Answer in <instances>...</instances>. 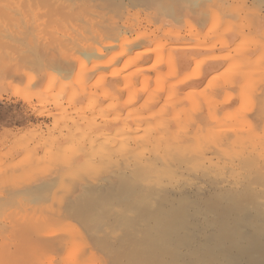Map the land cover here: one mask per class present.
I'll return each instance as SVG.
<instances>
[{"label":"rangeland","instance_id":"obj_1","mask_svg":"<svg viewBox=\"0 0 264 264\" xmlns=\"http://www.w3.org/2000/svg\"><path fill=\"white\" fill-rule=\"evenodd\" d=\"M54 1L55 0H49L48 2H47V0L46 1L45 0H43V1L42 0H0V175L6 176V177L9 175L16 176V179L13 180V183H11V184L9 183V185L5 184V186H4L3 183H0V193H2L3 195H5V197H7L6 202L8 204V207L6 205V208H4L5 212L10 213V214H14V217L16 216L17 218H21V216L25 212H28L30 208L32 209L31 205H34V206H35V204L38 205L39 203L37 204V202H40L43 199L38 197V195H37L38 198H36L35 193H34L35 197L34 196L32 197L33 194L31 192L27 191L28 185H30V186L34 185L35 186V184H39V183L44 182L49 177L55 175V172H57L62 167H65V166L67 168L69 167V168H71L70 171H72V170L83 171V172H80V174L78 175V178L80 176H81V178L83 176H86L89 178L90 177H96L98 179H100V178L102 179V178H108V177L112 176V174H115V172H117V167L119 166V164H122L121 162H122L123 157L124 158L128 157L127 156L128 154H131V156H134V155L137 156L138 155V152H139V151L137 152L138 147L140 149L142 146H136V145H139L140 143L135 144L137 142L134 141V143H133V141H131L132 140L131 138H133V136H134V138L138 137V136L135 137V133H136V135L141 133L142 135H139V137L146 135L143 138H147L148 132L146 130H148V127L149 128L153 127L152 131H153V129L156 131V129L160 128L161 123L166 124L167 122H169V123H167L168 124L167 125L168 126V129H167L168 133L163 132L164 128H166L167 126L163 128V131L160 130V132L163 133L164 136L166 137L165 139H168V141H166L164 138H162L160 141L159 137L156 136L157 131H156V133H154V131L152 132V136L154 134V136L156 138H158L157 140L154 141L153 139L155 137H152L151 135H149L150 134L149 133L148 134L149 136L145 141L146 142H152L151 145L149 143H147L149 146L148 149L150 148V150H152V153H153V150L155 149L154 153L155 152L157 153V151H159L160 154H164L167 156L170 155L171 157H173V156H175L174 155L175 151H179V152H176L177 155H178V153L180 154L178 156L176 155V159H178V160L181 159V157H180L181 154L187 153L189 151V154L187 153V154L182 155V156L185 155L184 159L187 157L186 160L182 159L183 161H185L184 163L186 166L185 171H184L185 176H187L186 177L187 180L191 179L189 181H195V183L200 182V185H205L207 187L206 189H208V190L204 191L202 194L195 195V196H199L200 198L201 197L202 198H204V197L208 198V196L211 193L214 194V192H215L214 190H216L215 187H217L219 185H224V184H226L228 186V183H231L232 181H233L232 182L233 184H236V182L238 181L237 183H239L241 187H244V189H245L244 183H246V184L251 183L253 185V187H250V185L247 184L251 189L247 186L248 188L246 187L247 189L244 193L243 188H242L243 195H242V193H239V195H240V197H242L248 193L247 197H245V196H244V198L242 197L243 202H245L247 205H250L253 203L252 205H250L251 206L250 209L252 211L259 209L258 211L260 213H263L264 212V208H263L264 206L262 207V205L260 204L261 200L259 199L260 197L264 196V188H263L264 187V181L262 180L263 178H262V175L260 174L262 169H259L260 173L257 172L258 171L257 170L256 171L257 173L255 172L256 173L255 176L253 175L254 170L252 168L247 169V171L248 172L250 171L249 173L252 175L245 172V170L243 171L242 169L245 167H243L242 169L240 168L241 172H238V171L235 172L234 170H233V172H231L230 170H227V169L223 172L222 168L224 166H226V162L224 165V161L225 160L227 161L228 158H230V159L233 158V156L231 155L232 153L230 154L232 157H230V155H228L227 156L228 158L226 157L227 159L224 156H223L224 159H222V156H219L221 154H219L218 155L219 157L217 156L218 160L221 157V160L223 162L218 161V164H217L218 166L216 165L217 158L214 157L212 161L215 162V165H216L215 168L216 169L213 166L214 162L211 163L212 164V167H211L210 163L208 162L210 160L205 161V163H204L203 161L205 159H203L202 157H201V159L203 161L199 158L202 161V163H200V160L198 159V157H200L199 153H197L195 151V149H193L191 144L186 143L185 139L187 137L186 138L183 137V134H184V129H186L187 135L190 133L189 131H193L190 133L191 136L195 135L192 138H195V137L199 138L200 135L203 136V134H204L203 129H205L207 131V134H209V132H213L215 134V135L213 134L214 136L213 135L211 136V139L213 140L214 143L217 144L219 142L218 145H220V142L224 141V144H225V142H227V140H226V138L223 139L224 138L223 136L225 135L224 130H228V129L230 130L232 127H234L233 124H231V123H234L236 120H237L236 122H238V123H234V124H240L243 122L246 123L247 121H245V120L247 119V116H248V118L250 117V119L253 122V125H252V122L250 124V126L252 125L253 129L250 126L248 127L246 124H245L244 128L247 127L246 130L250 128L254 133L258 129L257 130L258 135H257V131L255 133L257 136L255 135V137H254V135H252L253 134L252 131H250V133H249V131L246 132V134L249 133V135H246L245 133H244V135L243 134H241V135H243L244 137L248 136V138H245V140L251 138V139H253L251 141L252 142L254 141L253 143H257V144L264 139L263 121L262 120L258 121V118H256L257 120L255 119L256 121H253L254 120L253 117L256 116L255 113L257 112L256 108H258L257 104L259 105V108L264 106V103H263L264 100L260 102V100H262V98H259L260 100L257 101L258 96H260V94H259L260 91L262 92V90H263L262 88L260 91H259V89H257L259 91L258 96H256V97L252 96L253 99H255L257 102H260V103H256L253 101V103H256L255 105L253 103H251L250 100L252 98L250 96L247 95V97H246V93H242L240 95L239 93H241V92H239V90L237 92L236 91L237 88H234L232 91H230V93H225L224 91L220 93L221 96H222V94L223 95L231 94L228 97L224 96L226 99L223 97H222V99H220L221 97L217 98V96L219 95L218 93H216L217 94L216 98L213 96L211 97V95H216V94H209L211 99L214 98L211 101H213V102L215 101L216 103L220 102V104H216L214 102L215 104L213 103V106H212V105L208 104L211 102L210 100H208V98L207 99H204L205 97L201 98V96H200L202 94L201 88H203V86L205 87L206 85H201L200 84L201 82H199V80H197V79H200V77L203 75V73H205L204 70H206V68L208 70L210 69V72L208 73V74H210L209 76H211V78H216L218 81L220 80V78L225 79L226 77H228L229 73H227V71L230 72L229 76H233L234 75L233 73L235 72L236 74L234 76H236L239 79L241 78L242 75H244L241 73V72H243L244 68L243 69L240 68V69H242V71L238 70L239 72L237 70L236 71L233 70V67L236 66L235 64H237L238 67L236 66L234 68L242 67L243 62L248 57H250L252 53L255 54L256 50H264V44H263L264 43V33L262 34L261 30L258 29L259 34L258 33L256 35L252 34V36H253L252 37L250 32L248 31L249 25L253 24V22H251L252 19L254 22L260 18L264 19V1H263V3L261 2L260 4H258V2H260L261 0L260 1L259 0H257V1L256 0H246V1L243 0L247 4H242V2H243L242 0H238V1L234 0L233 2H232V0H228V1L225 0L224 6L222 5L223 4L222 2L220 3L221 5L219 4V7L223 6L222 8H224L225 6H227L226 4H228V7H229L230 6L229 3H231V4L233 3V5L236 4L235 6L238 9V11L240 9L241 13H236V12L233 13L235 11L233 9L234 6L233 7L230 6L234 11L231 12V15H229V16H228V14H230L229 10H232V9L231 8L228 9V7H225L227 9H224V12L227 13V14L224 13V17H225V15H227L228 19L230 17L231 20H233V23H235V28L233 27L234 24L232 25L231 23L228 22L230 19L229 20L226 19V20H228L227 22L229 23V24L227 23L228 26H227V24H225L226 26L224 24H222L224 21H222V23L218 22L219 24H221V27L225 26L224 30H227L228 27H229V30H233V31L235 30L234 31V32H236V33H234V34H236L235 37H234V34L232 33L233 31L228 30V32L227 31L225 32L223 29H219V27H218L219 25L215 26L218 23L217 24L215 23V25H213L214 24L213 22H211L210 24L208 23L212 19L210 17H214L213 16L214 14L212 13V16H210L211 15L210 13L216 7H211L212 9L211 8L207 9V7L215 6L216 3L213 4L212 1L215 2L216 0H210L211 1V2L209 1L210 2L209 4H211L210 6H209V4L208 5L206 4L207 6H205L204 5L205 3H204L203 4L204 6L202 5L200 7H199V4L198 5H197V3L195 4V0L194 1L192 0L193 2H191V0H190L191 5L193 4L194 9L193 8L190 9V6H189L190 3L188 0L189 5L188 4L187 5L189 7L185 5L186 9L184 8V10H183V7H181L177 4H179V2H181L180 4L185 3L186 0H184V1L183 0H179V1L175 0L176 1L175 4H174V2L172 3L171 0L170 1L167 0V2L165 0H160L163 3V5H160L162 3H159L158 2L159 0L158 1L157 0H151V1L147 0L148 2L146 0L145 1L144 0H141V1L140 0H81V1L80 0H74L75 3L73 2V4H74L75 8L70 9L69 7H63L64 11H62L61 8L58 9L56 5L60 4L61 2H66V1L56 0L57 4ZM71 1H73V0H70L69 2L67 1V3L70 4ZM229 1H231V2H229ZM164 2L170 4V5L167 4V6L169 5L168 6L169 10H168L167 6L164 4ZM29 3H31L32 6ZM152 4L154 6H152ZM261 4H263V5L261 6ZM20 5H22V6H20ZM172 5H173L174 10L176 9L177 10L176 12L179 13L178 14L179 16L177 15V13L173 12L174 11L173 9H171ZM196 5H197V9L195 8ZM18 6H20V7L17 8ZM29 6L31 8H29ZM161 6L162 7L166 6L167 9L164 8V10L166 9L164 11L161 8ZM21 7H23V8H21ZM48 7H50V9H48ZM92 7H94V9L96 8V10L91 9ZM247 7H249L250 10ZM256 7H257V9H256ZM65 8H67V9L69 8V13L67 12L68 10L65 11ZM83 8H85V9H83ZM87 8H89L90 10H87ZM187 8H189L192 11H190ZM199 8H200V10H199ZM201 8H204V9H201ZM98 9H99V11H98ZM216 9H218V3H217ZM59 10H61V11H59ZM171 10H173V11L170 12ZM181 10L184 11L185 16H184V14L182 15L183 12ZM186 10H188V11H186ZM203 10L205 12H208V10L210 11V13L208 14L209 17L207 16L206 13H205L206 15L201 16V14H203V12H202ZM222 10H221V12H222ZM241 10H244V12ZM95 11H97V12H95ZM103 11L107 12L108 14L103 13ZM166 11L170 12V13H168V14H170V16L166 13ZM196 11L197 12L201 11L199 13V15L201 16L200 19H202V21H203V16H204V19H206L207 22L205 20L203 21V23H202V21H199V17H198V14H196ZM218 11H219V9H218ZM255 11H256V13H255ZM128 12H130V13L132 12V14H130ZM164 12L169 16V17H167V19H169L167 21L169 22V24H171V26L168 23L167 24L169 25V27H172L173 29L172 28L169 29L167 26H166L167 28L164 26V25H167L164 23V22H166V20H164L166 18ZM190 12L192 14L189 15ZM213 12L215 13V11H213ZM98 13H100V14H98ZM102 13L104 14V16H102ZM162 13L164 14L165 18L163 16L157 17L158 14H159V16L163 15ZM180 13H181V15H180ZM216 13H218V12H216ZM89 14L90 15L93 14V15L90 16ZM136 14L139 15L138 18H137ZM174 14H176V15H174ZM221 14H223V13H221ZM97 15L102 16L101 18L103 20L106 18V16L109 15L106 19L107 21L106 20H104V21L100 20L101 21L100 24H102L101 25L102 27L99 26L100 25L99 23L94 22V21L97 22L100 19L99 16H97ZM250 15H252V16H250ZM94 16H95V19H94ZM205 16L210 18V20L205 18ZM217 16L214 17V22H216L215 20H216ZM220 16L221 15H219V17ZM246 16L248 17V21L246 19L247 18ZM154 17L156 20H157V18L160 19V21L164 18L163 19L164 22L162 20V22L164 23L163 27H165V31H168L166 29H169L170 30L169 32L171 33V35L175 36L174 30H176V28H178L179 29L178 31H180V29L182 30L179 32L180 35L182 34L187 39L192 38V42L190 41L191 39L190 40L185 39L186 40L185 41L184 39H182V36H175V37H171L173 39H170V38H168V36L170 35V34H167L168 32H166V34L164 35L165 37H163L162 32H163L164 28L161 27L162 25H160L159 20L156 21L155 19H153ZM185 17L186 18L189 17L187 19H189V21L192 20L191 22H193V23L188 22L187 20L184 22L185 19H182V18H185ZM190 17H191V19H190ZM224 17H223V19H224ZM220 18L222 19V17H220ZM82 19L85 21V22L83 21L84 23L81 22ZM92 19L94 20L93 22L91 21ZM174 19H175V21H174ZM181 20H182V22H181ZM86 21L93 23L92 27L96 28V30L92 29V30H94V33H93V31H91L92 27L90 28L91 23L88 24V23H86ZM129 21L132 24H130ZM138 21H139V23H138ZM211 21H213V19ZM162 22H161V24H163ZM197 22H199V23H197ZM82 23L83 24L86 23L88 26L89 25L90 26L87 27L86 24L83 25ZM190 23L193 26V32L201 29L200 31L204 30V32H206V34H203V35H207L208 33H210L207 35V38H205V37H202L203 35L200 36V34H202L204 32L200 33V31H199L200 34H198V32H194L195 33L194 39L197 37L198 40L200 39L202 41L205 38L206 40L203 41L205 43L204 44L205 46H206V43L208 46L213 45L215 43L216 45L215 44L214 45L217 48H215V49L211 48L210 49L208 47L210 49L209 50L208 48H206L207 46L206 47L201 46V45H203V42H202V44L198 43L197 44L198 46L194 45L193 37H191V36H193V34L192 33H191L192 35L187 34V33H189L188 29L190 28L189 27ZM194 23H196V24H194ZM239 23H241L243 26L245 25L247 28H245V27L242 28L243 26L240 25ZM97 24L99 27L97 26ZM116 24H118L117 27H116ZM122 24H123V26H122ZM154 24H156V25H154ZM188 24H189V26H188ZM208 24L212 25V27H214V28L212 29V27L208 26ZM237 24H239V27H237ZM95 25L97 27H95ZM105 25L107 27H104ZM114 25H115V29H114ZM128 25H130L129 27H131V28L135 25L133 27L134 29L127 27ZM192 26H191V28H192ZM194 26H198V27H196L197 29L194 28ZM118 27H120V28L118 29ZM148 27H149V29H148ZM159 27H161V28H159ZM209 27L211 28L212 31L215 28L217 29V27H218L219 32L217 31L215 33L216 39L214 37V41H212V39H211V38H213V36H211V34L214 35V33H211V31L209 30L210 29ZM240 27L242 28L243 31L244 30H246V31L242 32ZM126 28H128V29H126ZM158 28H159V30H158ZM237 28H239L241 30L242 33L241 32L240 33L242 35H243V33H245L244 34L245 36H243V39H244V37H247L246 33L247 34L249 33L250 36L252 37V39L255 37L254 38L255 41H251V38L249 40H247V42L245 41L246 39L243 40L242 36H240V33H239V35H237L238 34ZM155 29L158 31H156ZM185 29H187V30L185 31ZM216 29L214 31H216ZM146 30H147V33H145V34L150 33V34H148L149 39L148 38L145 39L146 38V35H145V38H141V40H140L139 37L142 36V35H140L141 34L140 32L146 31ZM113 32H116V33L114 34ZM190 32H192V29L190 30ZM112 33H113V35L117 34V36H119V37L115 39V36L113 37V35H111ZM142 33H144V32H142ZM176 33H177V31H176ZM122 34H123L124 40L122 38ZM197 34L199 36L195 37V35H197ZM92 35L93 36L96 35L97 37L95 36V38H94ZM137 35L139 37H136ZM209 35H210V37L208 38ZM102 36H104V37H102ZM166 36H167V38H166ZM105 37H106V39H105ZM151 37H153V38H151ZM157 37H158V39H160L159 37H161L163 42L164 41H170L171 42L174 40L172 44H170V42H169V44H170L169 48L172 47V50H173L174 46L176 47V45H177V44H175L176 42L178 43L177 47L178 46L182 47L181 44H184L183 47L185 45L188 46V43H189V46L191 47L190 49H192L193 52H190L188 49L189 47L187 48L186 46H185L186 48H184V49L185 50L187 49L189 52L186 53V52H184L185 50L183 49L182 52L184 53V56L181 55V58L186 59V61H188L185 64V68H183L184 66L182 65L184 63V60L182 61L183 63H181L180 57L178 56V51L181 52L180 48H179V50H177V48L174 49L175 50V51L173 50L174 54H171V52H172L171 49H170L171 52H169V50H168L169 48H167L168 51L167 50L165 51V58H164L165 61H163L164 62L163 65L160 66V68H162V69L156 70V69L150 68L151 66L155 65L154 64L155 55H152V57L149 59L148 62H146V63H145V61H144V63L142 62L144 64V67H148V69H149V70L145 71V75L147 77L145 80L147 81V84L150 81H151L150 83H152V84L149 83L148 87H151V89H153L152 85H154V84L156 85L159 83L162 86L161 87L162 89L166 88L167 90H170L169 89L170 85L171 86L174 85V88L177 85H178V88L181 87L179 90L176 87L177 89L175 90V91H178L177 97L178 96H180V97H178L177 99H179L180 101L179 100L177 101V99L175 98L176 96L175 97L173 96L176 99V100L173 99L174 102L175 101L178 103L182 102L180 98L183 97L182 95H184L186 97V100L183 101L182 103H184L190 99H193L194 101H197L200 104H202L199 111H198V109L194 110V112L192 111L194 114L195 113L199 114V116H202L204 118V120H205L204 123H207V124L203 123L202 127H200L201 125H198L193 130H192V128L190 129L187 126V124H186V127H183V125H185L184 124L185 120H183L185 117L184 114H189L190 112L188 113V111H187L186 113H182V114L177 113L178 115H181V116H177L176 114H172L173 113V109L171 108L172 104H170V107L168 105H166L170 114H169V112L166 114L161 113V116L157 115L158 113L155 110L157 109V111H159V112H160V109L165 110V109H162V105H160L161 107L155 105V106H157V108H153L155 103L153 101H152L153 104H151V102L150 103L148 102V104H151V106L150 105L149 106L153 108L152 111H154V112L152 114V111H151V109L147 103H144L147 105L142 106V104H143L142 102L145 100V98H141L140 99L141 102L139 100L136 101V99H135L134 104H137L138 102H140L141 104L140 103H138L137 105L132 104L133 106L138 107V108H135V109H137V111H138V109H141V107H142V110L141 111L139 110V111L144 113L143 115H139L140 113L135 114L134 112L133 113L130 112L131 115H130V113L127 114V112H129V109L131 106L129 107V109H124V108L122 109V107H123L122 103L123 102H127V101L134 99V97L132 99V96H133L132 93H131V95H129L131 90L129 91L127 89H122V88L124 85L123 82L125 80V76H124L125 72L127 74V71H128V74H129L130 71L133 70L132 68H135V65H136L135 58H136V55H138V53H139V52L136 53L135 51L140 50V52H141V50L143 51V50L150 49V48L154 47L153 41H155L154 39H157ZM223 37L225 39L229 40V42L225 43V39H223ZM233 38L235 39V41ZM121 39L123 41H121ZM142 39H144V40H142ZM178 39H179V41H178ZM231 39H233V42ZM241 39L246 44L243 43V41ZM108 40H111V41H108ZM112 40L114 41V43L112 42ZM129 40H131V42L133 44L131 42H128ZM137 40H140V41H138L139 43L137 42ZM223 40H224L225 46H227L229 44L227 47L230 46L228 48L230 50H228L226 48V49H223L224 51H222L221 48H224ZM143 41H145L147 43L145 44V42H143ZM182 41L186 42L187 44L182 42ZM195 41H196V39H195ZM240 41H242V42L240 43ZM256 41H257V44H256ZM110 42L113 44V46H111V47L109 46V44L111 45ZM136 42H137V44L135 45L134 43H136ZM231 42H232V44H231ZM234 42H236V43H234ZM237 42L240 43V45L242 44V46L238 45ZM250 42H252V43H250ZM148 43L150 45H148ZM131 44H132V46H131ZM243 44H244V46L245 45L246 46L244 47ZM248 44H251V45L249 46ZM134 45L136 47V50H135ZM171 45H173V46H171ZM234 45L235 46L238 45L237 48ZM107 46H108V49H107ZM127 46H129L128 48H131V49H133V47H134L133 50L135 52V55H134L133 50L128 49ZM199 46L204 47V49H202V48L200 49ZM247 46H248V48H251L252 51H250L247 48L249 51L245 54L244 51L246 49H243V48H246ZM98 47H100V48L102 47L101 49L103 51L100 52L99 51L100 49ZM193 47H195V49ZM198 47L201 50V52L207 51L208 53L207 52L206 53L208 54L207 55L208 57L206 55L203 56L202 54H204V52L200 53L199 50H198L199 54H197V52L195 53L194 50H196ZM138 48H140V49H138ZM205 48H206V50H205ZM231 48H233V50H231ZM253 48L255 49L254 52H253ZM237 50H240L243 52L239 53V51H237ZM189 53H195V54H193V55L191 54V56H190ZM224 53H225V55H224ZM128 54H130V56H131V57H129V59L127 57ZM196 54L197 55L201 54L202 57L199 59L200 56H197ZM246 55H247V58H246ZM203 57L206 59H203ZM159 58L161 60V57H159ZM159 58H158V61H160ZM128 60H130V61H128ZM151 60H152V62H151ZM203 60H205V62ZM234 61L235 62L238 61V62L235 63ZM124 63H127V64L125 65ZM123 64H124V66H123ZM230 64H232L233 66ZM70 65H71L73 72L68 73V75L69 74H71V75L69 77L67 75V78H65L66 76L64 77V74L62 73V67L70 66ZM127 65L129 67L125 68V66H127ZM207 65H209L210 67ZM211 67H213V69ZM225 68L226 69L231 68V69L226 70ZM262 68L263 67H261V69ZM128 69H130V70H128ZM208 70H206V71H208ZM123 71H124V73H123ZM231 71H234V72L231 73ZM254 71L257 72V69L256 70L253 69V72ZM183 72H184V74H183ZM258 72H259V69H258ZM122 73H123V75H122ZM239 73H240V75H239ZM179 74H182L184 77H181V79H179L180 78ZM200 74H202V75H200ZM237 74H238V76H237ZM198 75L200 77H198ZM252 75H254V73ZM192 76L195 77L196 80L195 79L191 80V78H193ZM250 76H251V74H248V75L245 74V77H247L248 79L250 78ZM262 76L263 75H261L260 77H261L262 81H264V77H262ZM176 77L177 78L179 77V78L176 79ZM196 77H198V78H196ZM242 78H244V77H242ZM247 78H246V80H247ZM250 79L252 80V78H250ZM258 79H260V78H257V80ZM163 80L168 81L170 83V85L168 82H166V83H168V85H167L165 83V81H163ZM194 80L196 82H194ZM241 80H240L241 83L246 81V80L243 81V79H241ZM253 80L255 81V79H253ZM146 81H144V82L146 83ZM159 81H161V82H159ZM179 81H181V83L184 82L185 84L182 83L183 85H180L178 83ZM118 82H119V84H118ZM171 82L172 83L174 82L175 84L174 83L171 84ZM202 82L204 84H206V79ZM259 82H261V81H259ZM195 83H197V84H195ZM241 83H240V85L243 86L244 83L243 84H241ZM198 84L201 85V88L197 87ZM143 85H142L141 81H139L138 84H136L137 87H142ZM160 85L158 86V88L160 87ZM187 85L190 88H188ZM195 85H196L197 89H196ZM167 86H168V88H167ZM182 86L185 87V90L182 89ZM246 86H248V84ZM238 88H240V87L238 86ZM249 88H250V86H249ZM249 88L244 87V90L248 89L249 91H251L252 89L250 90ZM154 90H157V91L159 90V89H157V85L154 88ZM180 90L182 92H180ZM175 91H174V93H172V95H175ZM242 91H243V89H242ZM202 92H203V90H202ZM231 92H233V93H231ZM206 93H209V92L206 91ZM234 93H235V95H233ZM237 94H239V95H237ZM231 96L233 97V99L231 98ZM239 96H241L240 99L243 98L240 100L243 103V104L241 103L242 104L241 106L243 109L241 108V106H238V105H240V102H238ZM173 97L171 96V98H173ZM234 97H236V98H234ZM223 99H224V101L225 100L230 101L232 99L231 100V108H233L234 106H238L237 107V108H239V109H237L238 111L240 110V108L242 111L246 109L244 112H246L248 110V112L252 115V117L247 112H246V116H244V114H241L240 112L237 113L236 107H234L235 110H234V108L232 109L234 111V114H232L233 111L231 109L228 110L229 112L231 111L230 114H229V112L227 113L226 110L223 111V112H226V114L220 113V111H221L220 107H221V104H223V102H222ZM207 101H208V103H207ZM226 101H225L224 105L227 103ZM234 102H235V104H234ZM236 102H237V104H236ZM171 103H173V102H171ZM246 103H248V104H246ZM177 105L178 104H175V106H177ZM180 105H182V104L180 103ZM214 105H215V107H214ZM252 105L254 106V108L256 110L253 109ZM133 106L131 108H133ZM173 106H174V104L172 105V107ZM178 107L180 108V106H178ZM169 108H171L172 111ZM213 108H215V110L216 109H218V110H216V112H215V110ZM175 109H177V107ZM149 110L151 113L148 112ZM168 110H165V111L167 112ZM261 110H263V109H261ZM196 111H198L200 113H198ZM250 111H252V113ZM155 112L157 113L156 115L158 117L160 116L163 118L164 115H165V117H167L166 115H169L170 117L174 115L175 117L177 116V118L171 117L170 120H172V119H174V120L168 121V118H170V117H167L165 119V121L167 120V122H163L164 120L162 121L161 118L158 119V117L157 118L155 117V114H154ZM120 113H122V114H120ZM213 113L214 114L216 113V115H213ZM147 114H149L148 115L149 119H148V117H145V116H147ZM151 114L154 115L153 117L158 119V120H156V119H154L153 121L150 120V118H152ZM162 114H164V115H162ZM217 114L218 115L221 114V116H218ZM239 114H241V116ZM234 115L236 116V118ZM238 115L242 119L240 118L238 120V118H237ZM180 117H183V118L181 119ZM145 118H147V119L145 120ZM217 118H219V119H217ZM221 118L223 119L222 122H221ZM231 118H232V120H231ZM185 119L188 121L187 118H185ZM216 119H217V122H215ZM250 119H248V120L250 121ZM218 120H219V122H218ZM223 122H224V124H222ZM255 124H257V125H255ZM139 125H142L146 130L143 131L144 129L142 128L143 130H141V131L139 130L140 132H138V130H137L135 133L132 134V136H130L131 135L130 134L128 137L127 135L129 133L127 134V132H128L127 129L130 127H132L133 129H136V127L139 128L138 127ZM226 125H227V129L226 128L224 129L223 126H226ZM248 125H249V123H248ZM142 126H140V127H142ZM243 130H245V129H243ZM158 131H159V129H158ZM206 131H205V134H206ZM145 132H147V133L145 134ZM160 132H158V133H160ZM242 133H243V131H242ZM124 135L127 136L126 139L129 142V146L131 145L130 148L132 149V151H135L137 154L133 153V155H132V151L130 153L126 154L127 153V147L126 146H128V145H126L125 142H123L124 144L123 143L118 144L121 141V139H122V141L126 140L124 138L125 137ZM221 135H223V136H221ZM207 136L210 137V135H207ZM221 137H223V138H221ZM141 138H140V140H141ZM151 138H152V140H151ZM182 138H185L184 139L185 142L183 141V143L188 144V146H187L188 151L185 150L186 145L185 146H183V144L181 145V143H182L181 141L183 140ZM123 139H125V140H123ZM148 139H150V140L147 141ZM241 139H243V137H241ZM140 140L138 138V141H140ZM143 141H144V139H143ZM240 141H239L240 142L239 144L243 145L244 141L243 140H240ZM247 141H248V143L245 141L246 143L244 142L245 143L244 145L245 146L248 145L247 148H249V145L252 144V142H250L249 140H247ZM131 142H132V144H131ZM142 142H141V144H142ZM188 142H190V141L188 140ZM249 142H250V144H249ZM166 143H169L170 145H172L174 153H173L172 149L169 150L168 152L172 151L171 153H173V155H171V153L169 154L167 152V150L165 149L167 147V145L169 146V144H166ZM147 144L146 143L144 144L146 146V149L144 148L145 146H143V148L145 150L143 149L142 151H144L145 154H151L150 150L147 151ZM86 145H88V147H89L90 155H91V153H93L96 160L97 161L100 160L98 162L101 163L102 165H106V166L101 165V167L99 169L97 168V169H90V170L83 169V168L79 167L78 153ZM117 145H118V147H117ZM179 145L183 146L185 149ZM221 145H223V144L221 143ZM238 145L233 152L236 155H238L239 152L241 151L239 149ZM242 145H239L240 148ZM244 145H243V147H244ZM178 146L183 148L185 152L182 151V149H181L182 153L180 152V150H176V148H179ZM135 147L137 149H135ZM157 148H160L162 151H160V149L158 150ZM170 148H171V146L169 147V149ZM165 150L167 153H164ZM262 150H264V149L263 148L260 150L257 149L256 154L258 155L261 152L259 155H261V154L264 155V152ZM125 151H126V153H125ZM159 153H157V154H159ZM151 155H154V154H151ZM191 155L193 156L194 159L199 160V161H197L198 165L199 164L202 165L203 163L206 165V167L208 165L209 167H207V169H209V171H211L213 168V170L214 171L216 170V172H217V170H218L217 167L219 168V166L222 164L224 166H221L222 168L220 167L216 176H215L216 172H214V171H213L214 173H212V171L209 172L208 170L204 171L206 169L204 166L205 169L203 171H204V173L206 172L208 174V175H206V173H205L206 178H204L205 179L204 180L203 177L201 178V176L203 175L202 169L199 168V166L198 167L196 166L199 169L194 167L196 161H194V165H191V166L189 165ZM255 155L251 158V160H249L250 165H256L259 162L261 167L264 166V157L260 156L259 157L260 160H259ZM39 157L44 159V161L42 160L43 161L42 162L41 160H39ZM120 157H122V158H120ZM255 157L258 159V162L256 164H255V162H256ZM240 158L241 157H239V159ZM117 159L119 162L120 161L121 162L117 163L118 162ZM194 159H192L191 162ZM230 159L227 162V164H228L227 166L232 165L233 162H238L237 157L235 158V161H233L234 158L232 160H230ZM103 160H104V162H103ZM229 161H231V162L233 161V162L231 163ZM192 166L198 170V172L196 174L198 177H195L194 173H195L196 169H194ZM220 170L222 172H220ZM228 172H230V174H231V175L229 174L230 178H229ZM164 173L166 175L167 172H164ZM170 173H172V172H170ZM223 173H226L225 177L228 178V181H226L227 180L226 178L225 179H223L224 177L222 178V176L224 175ZM218 174L221 175V177L217 176ZM248 174L251 177H249ZM211 175L214 176L215 178L218 177V179L216 178L218 180V183L213 182L214 180L215 181H217V180L216 179L213 180L214 177H212ZM232 175H234L235 178H232L233 177ZM246 175H247V181H246ZM256 175H257V177H256ZM106 176H108V177H106ZM185 176H183V177H185ZM244 176H245V179L243 178ZM89 178H87V179H89ZM221 178L223 180H225L224 182H227V183L222 182L223 180H221V182H220ZM260 178H262V179H260ZM90 179H92V178H90ZM185 179L183 180V178H180L179 181L181 183H183V182H185ZM243 179L245 182L240 181ZM48 180H50V178ZM79 180H80V178H79ZM210 180L211 181L213 180V181L210 182ZM260 180H262L263 182ZM76 181H78V180H76ZM74 182H75V180L68 179L66 182H64V185H62L63 187L62 186H60V187H62L63 191H65V190L68 191V189L71 190V188L75 184ZM6 183H8V182H6ZM211 183H213V184L216 183V185L217 184L218 185L215 186V185H212ZM241 184L244 186H242ZM256 184H258V186ZM69 185H71V186H69ZM259 185H263V186H261V190H259L260 189ZM255 186L258 188V190H257V188H254ZM24 187H26V189ZM56 187H58V186H55L54 189ZM75 187H76V185H74V187L72 189H74ZM22 188L24 189L23 192L21 190ZM252 188L255 191H253ZM60 190H61V188H60ZM50 191L51 190H49L48 192H50ZM256 191L260 193V197L257 196L259 194ZM20 192L24 194L23 197L19 196V195H21V194H19ZM255 192L257 193V195L255 194ZM206 193L208 194V196ZM17 194L19 197L17 196ZM25 194H28V195H25ZM253 194H254V196H253ZM15 195L17 197V198L15 197V199L17 201L15 199H13L16 201V203L14 202L15 204H13V203H11V202H13L12 196L14 197ZM249 195H251V196L248 197ZM261 195H263V196H261ZM10 196H11V198H10ZM19 198H21V199L19 200ZM245 199H246V201H245ZM18 201H19V203H20V201H23L24 205L22 204L23 202H21L20 204L17 203ZM29 203H31V204H29ZM258 203L261 207H257V206H259ZM21 204L23 206H25V204H28L30 207L28 206L29 209H27L26 208L27 206H25V208H24L23 206H21ZM18 205L21 206L23 209H20L21 207L19 208ZM34 206H33V208H34ZM255 206L257 208H255ZM261 209H263V211H261ZM0 210L3 211L2 209H0ZM22 210H23V214L21 213ZM24 210H25V212H24ZM1 211H0V221L2 220V222H0V226L2 229L3 228V222L5 221V219H7L5 217V215L7 217H9L10 215L9 214L7 215L4 211H3L4 213Z\"/></svg>","mask_w":264,"mask_h":264},{"label":"bare ground","instance_id":"obj_2","mask_svg":"<svg viewBox=\"0 0 264 264\" xmlns=\"http://www.w3.org/2000/svg\"><path fill=\"white\" fill-rule=\"evenodd\" d=\"M48 1L49 0H47V2ZM64 1H66V2H61L60 4H57L56 0L54 2L57 4L56 5L57 8L58 9L61 8L62 11H64L63 7H69L70 9L75 8L74 4H73V2L75 3L74 0L71 1L70 4L67 3V1L69 2L70 0H64ZM165 1L167 2V0H165ZM171 1H172V3L174 2V4L176 2L175 0L174 1L171 0ZM177 1H179V0H177ZM193 1L191 0V2H193ZM209 1L210 0H195V4L196 3H197V5L199 4V7H200L205 3L204 5L207 6L211 2V1L210 2ZM233 1L234 0H232V2ZM244 1H246V0H244ZM244 1L242 2V4H247ZM263 1L264 0H261L260 2H258V4H260L261 2L263 3ZM158 2L162 3L160 0ZM191 2L189 0V3H190V5H189L188 0H186L185 3L180 4L181 2H179V4H177V5L183 7V10L185 8V5L186 6L189 5L190 9H191V8H193V4L191 5ZM221 2L223 3L222 5L224 6L225 0H216L215 2L212 1L213 4L216 3L215 6H210L211 4H209L210 7H207V9H209L211 7L217 8V3H218L219 11L216 8H214V10H213V11H215V13L213 11L210 13L209 10H208V12H205L203 10L202 11L203 14H201V16L207 14V16L209 17L208 14L210 13L211 14L210 16H212V13H213L214 17L218 15L217 16L218 19L216 18V20H215L216 22H214V17H210L213 19V21H211L212 19L210 20V18L205 16V18L210 20L208 22L209 24L211 22H213L214 23L213 25H215V23L216 24L218 22L222 23V21H224L222 24L225 25L229 22L232 25L234 24L233 27L235 28V23H233V20H231L230 17H229V19H230L229 20L227 18V15H225V17H224V13L227 14L226 12H224V9H227L225 7H228V4H226L227 6H225L224 8H222L223 6L222 7L220 6L221 7L220 8L219 4ZM229 2H231V1H229ZM29 4L31 5V3H29ZM164 4L167 6V4H169V3L164 2ZM229 4L231 7L234 6L236 8V6H235L236 4H234V5H233V3L232 4L229 3ZM22 5H20V6H22ZM160 5H163V3ZM197 5L195 7L196 9H197ZM262 5L263 4H261V6ZM20 6H18L17 8H19ZM152 6H154V5L152 4ZM166 6L165 7L161 6V8L164 10V8H166ZM168 6H167V8L169 10ZM230 6L228 7V9L231 8ZM171 7L170 8L174 10L173 5ZM234 7H233V9L235 11L231 8L232 10H229L230 14H228V16L231 15V12H233V11H234L233 13H235V12L241 13L240 9L238 11V9L237 8L235 9ZM21 8H23V7H21ZM29 8H31V7L29 6ZM69 8L68 9L65 8V11L68 10L67 11L68 13H69ZM247 8L249 9V7H247ZM48 9H50V7H48ZM83 9H85V8H83ZM91 9H94V7H92ZM187 9H189V8H187ZM201 9H204V8H201ZM256 9H257V7H256ZM61 10H59V11H61ZM87 10H90V9L87 8ZM94 10H96V8ZM173 10H171L170 12H172ZM183 10H181L183 12V13L182 12L181 13H182V15L184 14V16H185V13ZM199 10H200V8H199ZM221 10H222V12H221ZM98 11H99V9H98ZM176 11L177 10L175 9L173 12L177 13ZM186 11H188V10H186ZM190 11H192V10H190ZM241 11L244 12V10H241ZM95 12H97V11H95ZM170 12L166 11L167 14ZM200 12L196 11V14H198L199 21H202V19H200L201 16L199 15ZM216 12H218V13H216ZM220 12L223 14H221ZM103 13H107V12L103 11ZM103 13H102V16H104ZM128 13H130V12H128ZM166 13L164 12L166 18L164 17L163 13H162L163 15H160V16H159V14H160L159 13L157 17L163 16L165 18V19L164 18L163 19L166 20V22H164V20L162 19L163 22L165 24H167V23L169 24V22L167 21L169 19H167V17H169L170 14H168L169 15L168 16ZM181 13H180V15H181ZM255 13H256V11H255ZM98 14H100V13H98ZM130 14H132V12ZM178 14L179 13H177V15ZM190 14H192V13L190 12L189 15ZM92 15L93 14H91L90 16H92ZM136 15L138 18L139 15L138 14H136ZM174 15H176V14H174ZM219 15H221L220 17H222V19L219 17ZM97 16H99V15H97ZM102 16H99L100 19L97 22L94 21L93 19L91 21L92 22L94 21L95 23L100 24V22L106 20L109 15L108 16L105 15L106 18L104 20L101 18ZM250 16H252V15H250ZM223 17H224V19H223ZM187 18H189V17H187ZM187 18L185 17L182 19H185L184 22L186 20L188 22L192 21V20L189 21V19H187ZM94 19H95V16H94ZM153 19H155V17ZM190 19H191V17H190ZM226 19H228L229 21ZM246 19L248 21V17ZM157 20H159L160 25H162L161 27H163L164 23L162 22V20L160 21V19H158V18H157ZM204 20L206 21V19H204V16H203V21ZM83 21L84 20L82 19L81 22H83ZM174 21H175V19H174ZM203 21H202V23H203ZM92 22L86 21V23H88V24L91 23L90 24L91 26L89 25L90 28L92 27V24H93ZM161 22L163 24H161ZM181 22H182V20H181ZM251 22H253V24H250L248 27V31L250 32L251 36H252V34L253 35H256L257 33L259 34L258 29L261 30L262 34L264 33V19L260 18L255 22L252 19ZM138 23H139V21H138ZM191 23H193V22H191ZM191 23H190V26L188 24V26L190 28L188 29L189 33H187V34H189V35L193 34V36H191V37H193L194 45H197L198 43L202 44V42L206 40L205 38H207V35L210 34V33H208L209 31L207 32L208 33L207 35H203V34H206V32H204V30L200 31L201 29H199L198 31L197 30L194 31V32H198V34L204 32V33L200 34V36L203 35L202 37H205L204 40L201 41L199 39L200 40L199 41L196 37V36H199L197 34V35H195V37H196L195 38L196 41H195V39H194L195 33L193 32V26L191 25ZM197 23H199V22H197ZM219 23L215 26L219 25L218 26L219 29L224 30L226 25L225 26L222 25L223 27H221V24H219ZM85 24H83V25H85ZM118 24H116V27L118 26ZM130 24H132V23L130 22ZM168 24L164 25V26L165 27L167 26L169 29H171L172 27H169V25L171 26V24H169V25ZM194 24H196V23H194ZM209 24H208V26L212 27V25H209ZM228 24H227V26H228ZM239 24L242 25L241 23H239ZM239 24H237V27H239ZM101 25L102 24H100L99 26H101ZM154 25H156V24H154ZM86 26L89 27L87 24H86ZM97 26H98V24H97ZM97 26L95 25V27H97ZM122 26H123V24H122ZM129 26L130 25H128L127 27H129ZM191 26H192V28H191ZM198 26H194V28H196ZM104 27H107V26L105 25ZM161 27H159V28H161ZM165 27H163L164 30L162 32L163 37H165L164 35L166 34V32H168L167 34H170L169 35L170 37L168 36V38H170V39H173L171 37H175V36H182V39H184V40L187 39L182 34L180 35L179 32L182 31L181 29H180V31H178L179 29L176 28V30H174V32H175V36H174V35H171V33L169 32L170 31L169 29H166L168 31H165ZM218 27H217V29L215 28L216 31H214L215 29L212 31L211 28L209 27L210 28L209 30L211 31V33H214V35L211 34V36H213V38H211L212 41H214V37L216 39L215 33L218 31ZM241 27H240L241 30L244 27L247 28L245 25L242 28ZM119 28L120 27H118V29ZM129 28H131V27H129ZM159 28H158V30H159ZM213 28L214 27H212V29ZM92 29L96 30V28H93V27L91 28V31H93V33H94V30H92ZM114 29H115V25H114ZM126 29H128V28H126ZM148 29H149V27H148ZM191 29H192V32H190ZM240 29L237 28V32H238L237 35H239V33L241 32ZM158 30H156V31H158ZM186 30L187 29H185V31ZM228 30H229V27L227 30H224V31L228 32ZM176 31H177V33H176ZM199 31H200V33H199ZM229 31H233V30H229ZM234 31L232 32L233 34L236 33ZM244 31H246V30H244ZM244 31L242 30V32H244ZM142 32H144V33H142ZM142 32H140L141 33L140 35H142L143 37L142 36L139 37L138 35L136 37H139L141 40V38H145V35H146L145 39H147V38L149 39L148 34H150V33L145 34V33H147V30L142 31ZM113 33L115 34L116 32H113ZM113 33L111 35H113ZM241 33H240V36H242V39H243V36H245L244 35L245 33H243V35ZM248 34L246 33L247 37H244L243 40L246 39L245 41L247 42V40H249L251 38V41H255L254 40L255 37L252 39L253 36L251 37L250 34L249 35ZM95 36H93V37L95 38ZM114 36H115V39L119 37V36H117V34L113 35V37ZM235 36H236V34H234V37ZM102 37H104V36H102ZM209 37H210V35L208 36V38ZM122 38H123V34H122ZM151 38H153V37H151ZM159 38L160 39H158V37H157V39H154L155 40V41H153L154 47H152L150 49L143 50V51L141 50V52H140V50H138L140 48H138L137 49L138 51H135L136 53L139 52L135 58V60H136L135 68H132L133 70H131L129 74H128V71H127V74L125 72V75H124L125 80L123 82L124 85L122 88V89H127L129 91L131 90L129 95H131V93H132L133 94L132 99H133V97H134V99L127 101V102H123L122 103L123 104L122 109L123 108L129 109L130 106L131 107L133 106L132 104H134L135 99H136V101L139 100L141 102V100H140L141 98H145V100L142 102L143 103L142 106L147 105L148 102L149 103L151 102V104H153V102H154L155 104H154L153 108H157V106L162 105V109L168 110L166 105H168L170 107V104H172V105L174 104L173 107L171 105V108L173 109V113L171 112L172 114H176L177 116H181V115H178L177 113L182 114V113H186L187 111H188V113L190 112L189 114H184L185 117L183 116L184 117L183 120L186 121V122L184 121L185 125H183V127H186V124L190 129L192 128V130L194 128H196V126H198V125H201L200 127H202L203 123L205 122L204 118L202 116H199V114L193 113L194 110L198 109V111H199L202 104H200L197 101H194L193 99H190V100L182 103L183 101L186 100V97L184 95H182L183 97L180 98L182 102H179V103L176 101L174 102V100H176L178 97H180V96L177 97L178 91H175L178 88V85L176 86L177 88L176 87L174 88V85L171 86L168 81L163 80V81H165V83L166 82L169 83V85H170L169 89L170 90H167L166 88L162 89L161 88L162 86L160 85V83L156 84L157 89H159L158 91L154 90V88L156 87V85L154 83L153 84L155 86L152 85L153 89H151V87H148V84L151 81L147 84V81L145 80L147 78L145 75V71H147L149 69H148V67H144V64H143L144 61H145V63L148 62L149 59L152 57V55H155V60H154L155 65H153L151 67L149 66V67L151 69H156V70L162 69V68H160V66H162L164 63L163 61H165V59H164L165 58V51L167 50V48H169L170 44H172L174 41L173 40L171 42L170 41H164L163 42L162 38L161 37H159ZM166 38H167V36H166ZM105 39H106V37H105ZM190 39H187V40H190L192 42V38H190ZM223 39H225V38L223 37ZM233 39H231L232 42H233ZM113 40H112V42L114 43ZM123 40H124V38H123ZM123 40L121 39V41H123ZM131 40H129L128 42H131ZM140 40H137V42ZM142 40H144V39H142ZM226 40L227 39H225V43L229 42V40H227V41ZM108 41H111V40H108ZM178 41H179V39H178ZM234 41H235V39H234ZM242 41H240V43ZM137 42L134 44L136 45ZM143 42H145V41H143ZM169 42H170V44H169ZM182 42H184V41H182ZM232 42H231V44H232ZM146 43L147 42H145V44ZM184 43H186V42H184ZM234 43H236V42H234ZM240 43H238V45H240ZM243 43H245V42L243 41ZM250 43H252V42H250ZM132 44H131V46H132ZM175 44L178 45L177 42ZM204 44L205 43L203 42V45H201V46H204V47L207 46L206 48L209 47L210 49L211 48H213V49L217 48L215 46L216 45L215 43H214L215 45L209 44L211 47L208 46L207 43H206V46ZM223 44H224V40H223ZM256 44H257V41H256ZM135 45H134V47H135ZM148 45H150V44L148 43ZM177 45H176V47L175 46L173 47V50L176 48H177V50H179V48H180V51L182 52L184 48L189 47L188 48L189 51L193 52V50L190 49L191 47L189 46V43H188V46L185 45L186 47L185 46L183 47L184 44H181L182 47H179V46L177 47ZM248 45L250 46L251 44H248ZM109 46L111 47V46H113V44L111 43V45L109 44ZM171 46H173V45H171ZM201 46H199L200 49L201 48L204 49V47H201ZM227 46H225V44H224V48H221L222 51H224L223 49H226V48L228 49L230 47V46L229 47H227ZM237 46H235V47L237 48ZM240 46H242V44ZM243 46H244V44H243ZM128 47L129 46H127V48ZM134 47H133V49H134ZM199 47L196 49L197 51L194 50V52L195 53L197 52V54H199V52L200 53L204 52V51L201 52ZM98 48L100 49L99 50L100 52L103 51L101 49L102 47L101 48L98 47ZM193 48L195 49V47H193ZM206 48H205V50H206ZM247 48H248V46L246 48H243V49H246L244 51L245 54L249 50L252 51L251 48H248L249 50ZM107 49H108V46H107ZM128 49H131V48H128ZM133 49H131V50H133ZM170 49L172 52L170 51ZM135 50H136V47H135ZM168 50H169V52H171V54H174L172 47L169 48ZM186 50L184 52H186V53L189 52L188 50L187 51ZM198 50H199V52H198ZM228 50H230V49H228ZM231 50H233V48H231ZM237 51H239V53L243 52L240 50H237ZM254 51H255V49L253 48V52ZM133 52H134V50H133ZM135 52H134V55H135ZM181 52L178 51V56L180 57L181 63H183L182 61L184 60V63L182 64L184 67L183 66L182 67L185 68V64L188 61H186V59L181 58V55L184 56V53L182 52L183 53L182 54ZM206 52L207 51H205L204 54H202V55L207 56L208 52L207 53ZM255 52H256L255 54L252 53L251 56L248 58L246 55L247 59L243 62L242 67L234 68L236 66L238 67V65L235 64L238 61H236V62L234 61L235 62L234 64L236 66L233 67V70H235V71L241 70L242 71L243 68L245 69V70L243 69V72H241L244 75H242L240 79L237 78L236 76H234L236 74L234 71H231V73L234 72L233 73L234 75L232 74L233 76H229L230 72L227 71V73H229L228 77H226L225 79L220 78V80L218 81L216 78H211V76H209L210 74H208V73L210 72V69L208 70L206 68V70H208V71L204 70L205 73L202 72L203 75L200 74V75H202L201 77L198 75V77H200V79H197V80H199V82H201L200 83L201 85L207 86V87L203 86V88H201V85H199V84H198L199 86L197 85V87H200L203 90V92L201 90V93L205 94V95L201 94L200 95L201 98L205 97L204 99L208 98V100L211 101L214 99V98L211 99V97L213 96L216 98V96H217L216 93H218L220 96L218 95L217 98L221 97L220 99H222V97L225 98L224 96L228 97L231 94H229V95H223L222 94V96H221V94H220L221 92L224 91L225 93H230V91H232L234 88H237L236 91L238 92V90H239V92H241V93H239L240 95L242 93H246V97L248 95L252 98V99L250 98L251 103H253V101L256 103H260L261 101H263L264 100V81H262L260 76L263 75L262 77H264V50H256ZM195 53H189V55L191 56V54L193 55ZM202 55L200 54L197 56H200L199 57V59H200L202 57ZM224 55H225V53H224ZM127 57L129 59V57H131L130 54H128ZM159 57H161V60ZM158 58L160 61H158ZM203 59H206V58L203 57ZM128 61H130V60H128ZM203 61L205 62V60H203ZM151 62H152V60H151ZM124 64L126 65L127 63H124ZM124 64H123V66H124ZM230 65H232V64H230ZM207 66H209V65H207ZM128 67H129L128 65L125 66V68H128ZM261 67H263V68L261 69ZM211 68L213 69V67H211ZM231 68H228V69H231ZM240 68H242V69H240ZM228 69H226V70H228ZM253 69L254 70L257 69V72L256 71L253 72ZM258 69H259V72H258ZM128 70H130V69H128ZM70 72H73L71 65L62 67V73L64 74V77L66 76L65 78H67V75ZM123 73H124V71H123ZM123 73H122V75H123ZM253 73L257 78L261 79V80L258 79L261 82H259L257 80V78L254 75H252ZM183 74H184V72H183ZM245 74H247V75L251 74L250 78H252V80L255 79V81L254 80L252 81L250 78L248 79L247 77H245ZM70 75L71 74H69L68 77ZM179 75H178L180 77V78L178 77L179 79H181V77H184L182 74H179ZM239 75H240V73H239ZM237 76H238V74H237ZM198 77H196V78H198ZM242 77H244V78H242ZM178 78L176 77V79H178ZM246 78H247V80H246ZM192 79H195V77L191 78V80ZM205 79H206V84H204L202 82ZM241 79H243V81L246 80L243 82L244 84L240 82ZM195 80H194V82H196ZM139 81L142 82V85L144 84L142 87L136 86V84H138ZM144 81H146V83ZM159 82H161V81H159ZM168 83H166V84L168 85ZM173 83L171 82V84H173ZM178 83L180 85H183L182 83H184V82L181 83V81H179ZM240 83L243 84V86L240 85ZM118 84H119V82H118ZM150 84H152V83H150ZM195 84H197V83H195ZM247 84H248V86H246ZM159 85H160V87L158 88ZM238 86L241 89L238 88ZM249 86H250V88H249ZM183 87L184 86H182V89L185 90V87L184 88ZM187 87H188V85H187ZM195 87H196V85H195ZM197 87H196V89H197ZM244 87H247L250 90L251 89L252 90L251 91H249L248 89L244 90ZM167 88H168V86H167ZM180 88H178V90ZM188 88H190V87H188ZM261 88L263 89L262 92L260 91ZM242 89L244 92L242 91ZM257 89H259L260 93ZM181 90H180V92H182ZM174 91H175V95H172V93H174ZM206 91L209 93H206ZM231 93H233V92H231ZM258 93L260 94V96H258ZM209 94H216V95H211V97H210ZM239 94H237V95H239ZM233 95H235V93ZM171 96L172 97L176 96L175 97L176 99L174 97L171 98ZM252 96H255V97L258 96L257 101L260 100L259 98H262V100H260V102H257L255 99H253ZM236 97H234V98H236ZM240 97L241 96H239V100H238V102H240V105H238V106H241L243 104L242 101H240L243 98L240 99ZM231 98L233 99L232 96H231ZM178 100L179 99H177V101ZM231 100L230 101L225 100L227 103L224 105L225 101L223 99V101H222L223 104H221V107H220L221 109L219 108L221 110L220 113L226 114V112L227 113L229 112L228 110H230V109L232 110L234 107H236V110L239 109V108H237L238 106H234V105H233L234 107L231 108ZM140 102H138V103H140ZM171 102H173V103H171ZM214 102L211 101L210 103H208V101H207V103L209 105H212V106H213ZM144 103H147V104H144ZM180 103L182 105H180ZM256 103H253V104L255 105ZM137 104H134V105H137ZM151 104H148V106L149 105L151 106ZM175 104H178V105L175 106ZM216 104H220V102L219 103L217 102ZM234 104H235V102H234ZM236 104H237V102H236ZM246 104H248V103H246ZM155 105H157V106H155ZM178 106H180V108ZM131 107L129 109V112H127L128 110L126 111L127 114L130 112H132V113L134 112L135 114L140 113L139 115L144 114V113L140 112L142 110V107H141V109H138V111L140 110L139 112L137 111V109H135L138 107H135V106H133V108H131ZM176 107L178 110L175 109ZM214 107H215V105H214ZM252 107L254 110L257 109V112L255 113L256 116L253 117L254 118L253 121H256L257 120L256 118H258V121L262 120L263 124H264V106L259 108V105L257 104L258 108L255 109L253 105H252ZM153 108L150 107L151 111L153 110ZM171 108H169V109H171ZM241 108H242V106H241ZM241 108L239 111L237 110V113L240 112L241 114H244V116H246V112L248 114H250L248 112V110L246 112H244L246 109L242 111ZM172 109H171V111H172ZM213 109L215 110V108H213ZM261 109H263V110H261ZM165 110L160 109V112H159L156 109L155 111L158 114L155 112L154 113L155 117L157 118L158 117L157 115L161 116V113L166 114L169 112V110L167 112ZM216 110H218V109H216ZM216 110H215V112H216ZM225 110H226V112H223ZM234 110H235V108H234ZM198 111H196V112H198ZM148 112H150V110ZM153 112L154 111H152V114H153ZM230 112H229V114H230ZM250 112L252 113V111H250ZM198 113H200V112H198ZM120 114H122V113H120ZM149 114H147V116H145V117H148ZM169 114H170V112H169ZM232 114H234V111ZM241 114H239V115L241 116ZM130 115H131V113H130ZM162 115H164V114H162ZM213 115H216V113L215 114L213 113ZM239 115L237 117L238 120L241 118ZM153 116L154 115L151 116L153 119L150 118V120H152V121L154 119H156ZM160 116L158 117V119L161 118L162 121L164 120L163 122H167V120L165 121V119L167 117H170L169 115H166L167 117H165V115H164L163 118ZM177 116L175 117L173 115L171 117L177 118ZM218 116H221V114H219ZM171 117L168 118V121L174 120V119L170 120ZM183 117H180V118L182 119ZM251 117H252V115H251ZM185 118H187L188 121ZM235 118H236V116H235ZM146 119L147 118H145V120ZM148 119H149V117H148ZM158 119H156V120H158ZM217 119H219V118H217ZM217 119L215 122H217ZM248 119H250V117L248 118V116H247V119L245 121H247L249 123V125L247 122L245 123L242 120L241 121L243 123L234 124V123H238V122H236L237 121L236 120L234 123H231V124H233L234 127H232L230 130L229 129L224 130L225 135L224 136L221 135L224 138L223 137H221V138H223V139L226 138L227 142H225V144H224V141L220 142V145H218L219 142L217 144L214 143L213 140L211 139V136L214 133L208 131L209 134H207V131L205 129H203V131H204L203 136L200 135L199 138L198 137L192 138L195 135L191 136L190 133L193 131L188 130L190 132V133L188 132L189 133L188 135L190 136L189 137L186 133V129H184L185 135L183 134V137H185V138L187 137V138L186 139L182 138L183 140L181 141L182 142L181 145L182 144H183V146L186 145L185 146L186 149L181 145H179V146L183 147L186 151H188V149H187L188 144L183 143V141L185 142V140H186V143L191 144L193 149H195V151L197 153H199L200 157H198V159L199 158L201 159V157H202L203 159H205L204 161L201 159L204 163H205V161L210 160L208 162L210 163L211 167H212L211 163L214 162V161H212L214 157L217 158V161H216L217 162L216 165H217L218 161H222L221 157L218 160L219 156H222V159H224V157L226 158L228 155H230L232 153L231 155L234 158L233 161H235L236 157L238 159H239V157H241V158L239 160L237 159L238 162L232 161L233 164L230 166H227L228 165L227 162L230 159L227 157L228 160L224 161V165L226 162V166H224L223 164L222 165L219 164L220 166H219V168L217 167V169H218L217 172L219 171L221 166H224L223 168L221 167L223 169V172L226 169L230 170L231 172H233V170L235 172H237V171L241 172L240 168L242 169L243 167H245L242 169L243 171L245 170V172L249 173L250 171L248 172L247 169L252 168L254 170L253 175L255 176V174L260 171L259 169H262L263 171L261 170V173L260 172L259 173L262 175V178H263V179L262 178H260V179H262L264 181V166H262L263 167L262 168L258 162V159L260 160L259 157L260 156L264 157V155H262V154L259 155L261 152L258 155L256 154L257 149L258 150H260L262 148L264 149V139L261 142H259L258 144L253 143L254 141L252 142L251 140H253V139H251V138L245 140V138H248V136L244 137L243 136L244 133L246 134V132L249 131V133H250V131H252L250 128H249L250 130L249 129L246 130L247 127L244 128L245 124L249 127L251 122H252L251 119H250V121ZM231 120H232V118H231ZM222 121H223V119L221 118V122ZM218 122H219V120H218ZM167 123H169V122H167ZM167 123L166 124L161 123L160 128H158L159 131H158V129H156L157 133L153 129L154 133L157 134L156 136L159 137L160 141L162 138H164V139L166 138L164 136V134L160 132V130L163 131V128L168 125ZM204 124H207V123H204ZM222 124H224V122ZM252 125H253V122H252ZM252 125L250 126L251 128H252ZM255 125H257V124H255ZM140 126H142V125H139L138 126L139 128L136 127V129H133L132 127L128 128L127 129L128 132L127 131L126 132H127V134L128 133L129 134L127 136L129 137L130 134H131L130 136H132V134L135 133L137 130H138V132H140L143 129H144L143 131L146 130L143 126L142 127H140ZM223 127H224V129L225 128L227 129V125L223 126ZM152 128L153 127H151V128L148 127V130H146L148 132V133L145 132V134L147 133V138L149 135L152 136V132H153ZM167 129H168V126L166 128H164L163 132L168 133ZM243 129H245L246 131ZM205 131H206V134H205ZM242 131H243V133H242ZM256 131H255V133H256ZM158 132H160V133H158ZM249 133H247L246 135H249ZM252 133L251 134L254 135V137H255L256 134L253 131H252ZM241 134H243V135H241ZM139 135H142V134L139 133L136 135V133H135V137L136 136H138V137L134 138V136H133V138H131L132 140L130 139L131 141H133V143H134V141L137 142L135 144L140 143L139 145H136V146H142L140 149L138 147L137 152L138 151L139 152H138L137 156H135V155L131 156V154H128L132 151V149L130 148L131 145L129 146V142L126 139V137H127L126 135H124L125 136L124 138L126 140L123 139L125 141H122V139H121L122 142L120 141L118 143V144H120V143L125 142V144L128 145V146H126L127 147V153L125 151V153L128 154L127 155L128 157H125V158L120 157V158H122V162L120 161L122 164H119V166L117 167V172H115V174H112V176L109 175L110 177L106 176L108 178L98 179L96 177H90V178H92V179H90L89 177L83 176L81 174L83 177L81 178V176H80L79 177L80 180H79L78 175L80 174V172H83V171H81V170L70 171L71 168H69V167L67 168L65 166V167H62L61 169H59L57 172H55V175L49 177L50 180H48L49 179L48 178L44 182L39 183V184H35L36 183L35 182L34 183L35 186L34 185H31V186L28 185L27 191H29L33 194L32 197L33 196L35 197V194H36V198L40 197L43 200L40 202L36 201L37 204L39 203L38 205H36V204H35V206L31 205L32 209L31 208L29 209L30 206L28 204H25V206H27L26 208L29 209V211L25 212V210H24L25 213L23 214V210H22L21 213L23 215L21 216V218H17L16 216L14 217V214H10V213L5 212L4 208H6V205L8 207V204L6 202L7 197H5V195L0 193V209H2V210L4 209L3 211L7 215L8 214L10 215L9 217H7L5 215V217L7 218L3 222V228L4 227L5 228L1 229V226H0V229H1L0 230V264H264V212L260 213L258 211L259 209L252 211L250 209L251 208L250 205H252L253 203L250 205H247L242 200L244 198V196L247 197V195H248V193L246 192L247 194L242 196L243 195L242 188H243V191L245 193L246 189L249 187L248 185H250V187H253V185L251 183H247L248 185L246 183H244L245 184V189H244V187H241L240 184L237 183L238 181L236 182V184H233L232 183L233 181L232 182L230 181L231 183H228V186L226 184L217 186L218 184L216 185V183H218V180H217L218 177H216L217 178L216 179L214 176L211 175L212 177H214L213 180L214 179L217 180V181L212 180L213 182H216L215 184L211 183L212 185L217 186V187H215L216 190H214L215 191L214 194L211 193L208 196V194L206 193L208 198H206V197L200 198L199 196H195V195L202 194L204 191H206L208 189H206L207 187L205 185H200V182L195 183V181H189L191 179L187 180V178H186L187 176H185V173H184L185 167H186L185 163H184L185 161L182 160V159H184L185 155L184 156H182V155L187 154V153L189 154V151L187 153L181 154V156H180L181 159L178 160V159H176V155H177L176 152H179V151H175V153H176L175 154L174 150L172 148V145H170L169 144L170 142H169V143H166V144H169V146L167 145L168 148L166 147L165 149L167 150V152L172 149L175 156L171 157L169 155L172 151L168 152L169 156L164 155V154H160L159 151H157V153H159V154H157L156 152L154 153L155 149L153 150V153H152V150H150V148L148 149L149 146L147 144V143H149L151 145L152 142H146L145 141L147 138H143V137H145L146 135L141 136L144 139V141H145L144 142L143 139L141 137H139ZM207 135H210V137ZM257 135H258V131H257ZM152 137H155L154 134ZM241 137H243V139H241ZM138 138H139V140L141 138V140L138 141ZM155 138L153 139L154 141L158 139V138H156V139ZM149 140L150 139H148L147 141H149ZM151 140H152V138H151ZM165 140L168 141V139H165ZM188 140L190 142H188ZM240 140H243L244 142L246 141L247 143H248L247 140H249L250 142H252V144H250V142H249L250 145H249V148H247L248 145L247 144H246L247 146L244 145L246 142L244 143L242 141L243 145H244V147H243L242 144H239L241 142ZM141 142H142V144H141ZM145 143L147 144V151L150 150L151 154H154V155L145 154L144 151H142L144 148L146 149V146L144 145ZM221 143L223 145H221ZM131 144H132V142H131ZM238 144L242 145L241 146L242 149L240 148V146ZM237 145H238L239 149L241 150L239 152V154L237 153L239 156L233 153L235 148L237 147ZM143 146H145V147L143 148ZM170 146H171V148L169 149ZM117 147H118V145H117ZM181 147H179L180 149L176 148V150H180V152H181V149H182V151H184V149ZM135 149H137V148L135 147ZM157 149L159 150L160 148H157ZM166 150L164 153H167ZM160 151H162V150L160 149ZM262 151L264 152V150H262ZM133 153L137 154L135 151H132V155H133ZM173 153H171V155H173ZM219 154H221V155H219ZM178 155H180V154L178 153ZM231 155H230V157H232ZM254 155L258 158L257 159L255 157L256 158L255 164L257 162L258 163L256 165H250L249 160H251V158ZM78 156H79L78 162H79L80 168L87 169V170L97 169V168L99 169L102 165L101 163L98 162L100 160H98V161L96 160L93 153H91V155H90L88 145H86L85 147H83L79 151ZM186 158L184 160H186ZM233 158H231L230 160H232ZM192 159H194V158L191 155V158L189 161L190 166L194 165V161H196L194 167L199 166V168H201L202 171L205 168L206 169L204 171H206V170L209 171V169H207V167H209L208 165H207V167L204 163H203L204 165L203 164L198 165L197 161H199L200 159L199 160L194 159L191 162ZM39 160L44 161V159H42L40 157H39ZM201 160H200V163H202ZM117 161H118V159H117ZM103 162H104V160H103ZM120 162L118 161L117 163H120ZM229 162H231V161H229ZM216 165L214 162L213 163L214 168L216 167ZM102 166H106V165H102ZM204 166H205V168H204ZM196 168H194V169H196ZM199 168H197V169H199ZM197 169L195 170V173H194L195 177H198L196 175L198 172ZM204 171H203V175L201 176V178L203 177V179L206 178V175H208L206 172H205L206 173V175H205ZM211 171H212V173L216 172V170L214 171L213 168ZM211 171H209V172H211ZM164 172H167L166 175ZM170 172H172V173H170ZM217 172L215 173V176H216ZM220 172H222V171L220 170ZM223 174L224 175L222 176V178L224 177L223 179L226 178L227 179L226 181H228V178L225 177L226 173H223ZM229 174H230V172H228V175ZM249 174H248V176L251 177L250 175H252V174H250V175ZM230 175H229V178H230ZM183 176H185V177H183ZM217 176L221 177V175H219V174ZM232 176H233L232 178H235L234 175H232ZM256 177H257V175H256ZM87 178H89V179H87ZM180 178H183V180L186 178L185 182L181 183L179 181ZM222 178L220 179V182H221V180H223ZM243 178L245 179V176ZM14 179H16V176H14V175H12V176L9 175L7 177L0 175V183H3L4 186H5V184L9 185V183L10 184L13 183ZM68 179L75 180V182H74L75 184L74 183L73 184L76 185V187L74 189H72L74 187V185H73L71 190L68 189V191H66V190L63 191L62 185H64V182H66ZM244 179L240 180V181L245 182ZM76 180H78V181H76ZM262 180H260V181H262ZM212 181L210 180V182H212ZM224 181L225 180H223L222 182H224ZM246 181H247V175H246ZM6 182H8V183H6ZM224 183H227V182H224ZM256 185L258 186V184H256ZM55 186H58V187H56L54 189ZM60 186H62V187H60ZM69 186H71V185H69ZM242 186H244V185H242ZM259 186H260L259 190H261V186H263V185H259ZM59 187L61 188V190ZM24 188L26 189V187H24ZM254 188H257V187L255 186ZM21 190L23 192L24 189L22 188ZM49 190H51V191L48 192ZM252 190H253V188H252ZM257 190H258V188H257ZM253 191H255V190H253ZM256 192H255V194L257 195V193H258L259 195H257V196L260 197V193L259 192L256 193ZM239 193H242L241 196L243 198L240 197ZM19 194H21L19 196H22V197L24 195L21 192ZM25 195H28V194H25ZM37 195H38V197H37ZM17 196H18V194H17ZM250 196L251 195H249L248 197H250ZM253 196H254V194H253ZM261 196H263V195H261ZM15 197H16V195L14 197L12 196L13 202H11V203H13V204H15L17 201L15 199ZM10 198H11V196H10ZM13 199H15L16 201ZM20 199L21 198H19V200ZM259 199L261 200L260 204L263 207L264 206V196L260 197ZM245 201H246V199H245ZM21 202H23V201H20V203ZM17 203H19V201ZM22 204L24 205V202ZM22 204H21V206H23ZM29 204H31V203H29ZM258 205H259V203H258ZM21 206L18 205L19 208ZM25 206H23V207L25 208ZM33 206H34V208H33ZM257 207H261V206L259 205ZM257 207L255 206V208H257ZM20 209H23V208L21 207ZM3 211H1V212H3ZM261 211H263V209H261ZM0 222H2V220Z\"/></svg>","mask_w":264,"mask_h":264}]
</instances>
